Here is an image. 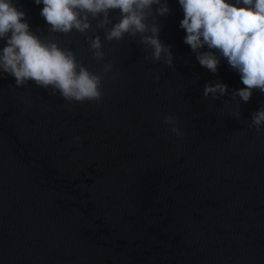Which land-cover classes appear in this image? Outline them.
I'll return each instance as SVG.
<instances>
[{
	"label": "water",
	"instance_id": "95a60500",
	"mask_svg": "<svg viewBox=\"0 0 264 264\" xmlns=\"http://www.w3.org/2000/svg\"><path fill=\"white\" fill-rule=\"evenodd\" d=\"M161 2L173 67L145 60L139 36L108 42L93 21L97 61L79 32H48L43 4L14 0L30 31L104 79L99 102H69L0 70V264H264V126L249 127L264 93L232 98L246 87L240 74L217 50L218 72L202 67L179 0ZM213 81L228 93L205 99Z\"/></svg>",
	"mask_w": 264,
	"mask_h": 264
},
{
	"label": "clouds",
	"instance_id": "9594fccd",
	"mask_svg": "<svg viewBox=\"0 0 264 264\" xmlns=\"http://www.w3.org/2000/svg\"><path fill=\"white\" fill-rule=\"evenodd\" d=\"M43 4L41 16L51 27L49 33L70 35L74 30L88 38L93 58L105 59L102 39L88 33L95 27L104 30L108 42L120 41L126 35L151 50L145 60L163 61L174 66L171 46L159 38L158 16L170 14L167 2L161 0H35ZM155 12L153 10V6ZM184 12L180 27L186 31L184 43L196 54L199 64L211 73L218 72L220 58L227 59L231 69L240 74L245 88L232 93V98L250 102L253 90L264 93V0H179ZM120 10L118 22L113 23L111 12ZM26 13L19 10L14 0H0V39H6L7 46L0 51V70L15 78L16 87L28 82L49 91L57 92L72 102L96 101L102 99V75L90 72L71 47H61L51 39H42L30 31L25 21ZM205 46L209 51H201ZM104 72L112 71L110 63L104 64ZM160 77H157L159 80ZM197 79H199L197 77ZM228 93V86L220 81L205 85L203 96L216 100ZM241 113H238L239 115ZM163 123L178 136V118L163 117ZM264 126V107L252 114L249 127L257 131Z\"/></svg>",
	"mask_w": 264,
	"mask_h": 264
}]
</instances>
